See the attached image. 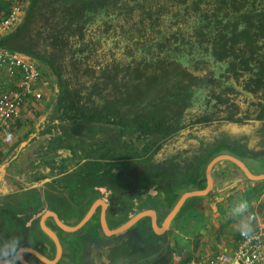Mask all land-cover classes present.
Instances as JSON below:
<instances>
[{"label": "trees", "instance_id": "obj_1", "mask_svg": "<svg viewBox=\"0 0 264 264\" xmlns=\"http://www.w3.org/2000/svg\"><path fill=\"white\" fill-rule=\"evenodd\" d=\"M27 8L22 22L0 37V46L41 59L57 80L58 123L52 119L41 133L46 141L38 165L59 172L78 165L95 183H110L112 211L129 208L131 213L124 216L135 213L134 189L161 172L174 182L171 185L181 184L184 172L169 174V158L162 163L156 153L164 146V152L169 151L166 144L177 142L179 131L186 128L191 137L203 127L218 129L213 121L221 115L208 111L212 105L231 101L224 120L248 122L264 115V0H31ZM181 48L185 50L178 52ZM202 48L210 56L202 54ZM236 71L256 95L220 76ZM168 73L187 82V96L195 99L199 94L208 101L190 112L189 122H183L184 113L176 124L168 115H155L159 103L166 102ZM124 84L128 88L121 93L118 86ZM106 93L112 95L98 103L97 97ZM121 95H126V103L120 104ZM218 152L210 148L209 156ZM172 156L171 166L180 168L178 153ZM74 179L76 174H64L52 186L67 188ZM29 197L18 205H0V219L15 224L20 214L36 210L40 197ZM75 198L73 206L64 201L60 209L72 224L94 200L81 192ZM168 210L162 207V216ZM12 236L21 238L17 229L0 222V242Z\"/></svg>", "mask_w": 264, "mask_h": 264}, {"label": "crops", "instance_id": "obj_2", "mask_svg": "<svg viewBox=\"0 0 264 264\" xmlns=\"http://www.w3.org/2000/svg\"><path fill=\"white\" fill-rule=\"evenodd\" d=\"M30 1L0 0V13H8L16 3L20 2L23 10L22 17L15 26L17 27L24 19ZM39 60L45 73V77L38 85L42 98H31L24 107L22 117L14 125L15 138L13 140L16 143L4 147L7 155L3 158L0 156V205L7 204L8 206L13 202L15 205L21 204L22 198L31 199L29 195L32 198L40 197L36 210L26 212L24 215L20 214V220L18 219L15 224L12 221L5 222L0 219V222H4L11 230L17 229L21 234L22 247L19 264H24L22 259L30 264H185L192 258L211 256L215 250L216 241H222L229 250L237 246L239 233L236 237L230 236L225 241L210 240L209 242L208 235L212 234L213 229L218 226L205 225L196 228L197 226L194 227L196 222L194 215L195 211L205 208L203 216L207 218L212 216V211L208 208L211 205L210 199L217 198L228 185L237 186L241 191L254 187L253 191H257L258 195L264 194V115L259 119L251 118L246 124H240L239 120H226L227 123L222 124L214 132L206 128L201 129L200 136H211V139L216 137L215 134L221 132L227 134L235 143L221 147L217 155L228 154L241 160L252 176H249L235 161L227 158L218 159L210 170L211 190L206 194L187 197L177 213L166 222L167 215L185 193L207 187V168L210 161L216 156L210 157L208 154L202 158L201 165H198L197 168L196 165L192 166V169H196L183 173L181 184L166 183L162 181L160 174L150 182H144L142 187L135 188V199L132 200L131 208L137 211L132 215L124 216L126 213H131L132 210L127 208L125 212L120 213L112 211L113 191L110 189V183H95V180L87 176L89 175L87 171H80L78 165L64 172L53 170L48 164L38 165L41 157L38 152L46 141V137L41 136V133L52 119L58 123L54 114L55 102L52 109L50 108L51 111L40 117L29 135L21 139L20 135L30 127L33 118L39 114L45 103L56 97L58 89L57 80L51 69L44 61ZM49 106L51 107V104ZM235 121L236 124L233 123ZM34 133L37 134L32 138L31 135ZM185 138L182 137L174 146L181 145L186 149L199 144L198 137L183 143ZM27 139H29L28 143L15 157V150L23 140ZM165 149L159 155L157 154V161L163 163L166 160L168 155L164 152ZM214 150L216 149L214 148ZM5 161H8L9 164L2 168ZM175 161H179V171L181 172H184L191 163L190 160L185 167L183 160L182 163L180 162L179 155ZM71 173L76 174L77 177L72 186L63 189L52 186V182L56 178ZM30 189L32 191H29ZM80 192L83 195L94 197L89 209L92 206L94 208L84 223H81V220L89 209L77 223L72 224L61 216L60 209L62 210V206L66 205L64 201L73 206L77 200L75 195L77 196ZM32 200L36 202V200ZM114 200L120 201L121 197H115ZM162 207L169 209L163 216ZM152 211L154 213H151ZM262 211V215L255 211V219L251 227L247 228L249 231L262 230L264 233V204ZM54 212L66 225L76 228L69 230L60 226L53 215ZM140 213L141 215H139ZM136 215H139L138 218L131 221ZM44 226L54 231L60 239L61 253ZM193 239L198 242H193Z\"/></svg>", "mask_w": 264, "mask_h": 264}, {"label": "built area", "instance_id": "obj_3", "mask_svg": "<svg viewBox=\"0 0 264 264\" xmlns=\"http://www.w3.org/2000/svg\"><path fill=\"white\" fill-rule=\"evenodd\" d=\"M22 10L18 2L8 13H0V37L17 25ZM43 70L35 56L0 46V142L14 139V125L22 117L24 107L31 98H42L38 85L45 77ZM185 264H264V233L241 230L234 249L229 250L222 241H216L211 256L192 258Z\"/></svg>", "mask_w": 264, "mask_h": 264}, {"label": "rangeland", "instance_id": "obj_4", "mask_svg": "<svg viewBox=\"0 0 264 264\" xmlns=\"http://www.w3.org/2000/svg\"><path fill=\"white\" fill-rule=\"evenodd\" d=\"M185 48H181L178 52L180 51H184ZM263 50V48H262ZM192 49H189V52H192ZM202 54H205L207 56L208 52L207 50H205V48L201 49ZM210 56V55H208ZM207 56V57H208ZM217 61V60H216ZM188 64V63H187ZM211 64H216L213 62H205V65H211ZM191 67V69H196V65L194 63H190L189 65ZM187 67V65H186ZM240 72V71H239ZM238 71L236 72H229V75H220L222 78H224L225 80H231L233 84L236 85V87L241 88L242 84L244 83V75L241 74H237ZM169 77H168V81H167V85L169 86L168 89H166V91H164L163 95L166 99V102H161L159 103V109L158 111L155 113V115H168L170 117H172L174 124H176L175 121L178 120V118L181 115V109L183 107V100L187 99V93H188V86H187V82L184 84L183 80H176L174 78L175 75H177L176 73H168ZM120 77H127V76H121ZM229 83V82H228ZM51 86H52V82H51ZM128 86L127 84L125 85H120L118 86V89L121 93H124L125 90H127ZM244 91L246 92H250L249 90L246 89V87L243 84ZM251 94L256 95L258 92H250ZM110 95H112V93H106L103 96H98V103L100 102L101 104H103L105 102L106 97H110ZM166 95V96H165ZM56 96V95H55ZM56 97H54L55 99ZM54 99H50L49 101H47L45 103V105L43 106V109L39 112L38 115H35V117L32 120V123L30 124V127L23 132L20 136L21 139H23L25 136H28L30 131L33 130V128L35 127L36 123L40 120V117L47 113L48 111H51L53 104H54ZM238 99V98H237ZM126 95H121V99H120V104L126 103ZM51 104V107L49 106ZM198 102L192 106V108L194 110L198 109ZM191 106V104H190ZM188 105V107H190ZM129 106H127L125 109H127ZM162 107H166L169 110H164ZM51 108V109H50ZM140 108V112L143 111V108ZM217 108L219 109V111L217 110ZM211 112L215 111V115H222L225 114V110L222 109V107H217L215 105H212V107H210L209 109ZM53 112V111H52ZM109 119H112V117H110ZM108 119V120H109ZM172 121V120H171ZM223 122L224 119H223ZM173 123V122H172ZM15 138V136H14ZM20 139V140H21ZM181 140V139H180ZM16 143V142H15ZM14 140L7 142V143H1L0 144V156L3 158L7 155L6 150L4 151V147H8L9 145H13L15 144ZM177 142H170V144L168 143L167 145L169 146L168 148L171 149V145L176 144ZM224 144L220 145L221 147ZM166 148V146H164L163 148H161V150L158 151V153H156V155L164 149ZM163 152V151H162ZM172 182V181H171ZM174 183V182H172ZM173 185V184H172ZM264 186V184H263ZM142 187V186H141ZM239 187L234 186V185H228L225 187V190H223V192H220L219 195L217 196V198H212L210 199L211 205L206 206L208 208L211 209L213 214L212 216H208V218L206 216H203L204 212H205V208H202V210H197L195 211V219L196 222L194 223V227L198 228L199 226H212V225H216V227L218 226V228H214L213 229V233L209 234V242L210 240L215 241V240H223L225 241L226 239H229L230 236L236 237L238 235V233L241 230H249L247 228L251 227L254 219H255V213H259V214H263V204H264V198L262 199V196L264 195L263 193H260L258 195L257 191H253L254 187L252 188H247L244 191H241L240 189H238ZM132 189V188H130ZM252 189V190H251ZM252 191V192H251ZM263 192H264V187H263ZM241 203L245 204V207L242 211L240 212H235L234 209L237 208L238 205H240ZM212 205H214L212 207ZM257 207V208H255ZM256 211V212H255ZM214 237V238H212ZM193 242H198L197 240L193 239ZM183 242V240H182ZM185 245L186 243L183 242ZM183 246V244H182Z\"/></svg>", "mask_w": 264, "mask_h": 264}, {"label": "flooded vegetation", "instance_id": "obj_5", "mask_svg": "<svg viewBox=\"0 0 264 264\" xmlns=\"http://www.w3.org/2000/svg\"><path fill=\"white\" fill-rule=\"evenodd\" d=\"M198 97H199V94H198ZM198 97L194 99L192 96H191V98H190V96H187V99L185 100V104L187 102H189L191 104V106L188 107L186 105V106H183L182 107L183 110L181 109V113H184L183 122H189V120H190L189 117L192 115V114H190V112L191 111H194V109L192 108V106H193L192 103L193 102H194V105L198 102L199 103L198 104V107H199V105H201V102L203 104H205V105H206V103H208V101L205 98L204 99H199ZM230 104H231V101L228 100L225 104H218L217 107H222V109H225L226 108V105H227L229 108H231L230 107ZM209 109H208V111H210ZM223 117H226V115L225 114H222L219 118H217L216 120H214L213 121V125H219V127H221L222 124L227 123V121H229V120H239V123L240 124L247 123V121H241V119H227V121L225 120L226 122H223L222 121L223 120ZM204 128H206L208 130H211L212 132H214L216 130V129H214V130L213 129H210V128H212L211 126L210 127H203L202 129H204ZM189 131H190V128H186L184 130L179 131L180 132L179 133V135H180L179 136V140L182 137H186L185 138V141L183 142V143H185V142H188L192 138L198 137L199 144L195 145V147H192L191 146V148H186V149H184L183 147H181V145L178 146V147H175L176 149L174 147L172 149L167 148L169 151L166 152V155H168L169 162H167L166 164L169 165L168 168H167V170H169V172H168L169 174H171L173 172L172 174L174 175V173H177V169L178 170L180 169L178 167H175L174 168V167L171 166V165H173L174 158H173L172 154L174 152L178 153L179 160H180L181 163H182V160H183V164L185 165V167L188 165V163L191 160V163L189 164V167L186 168V170L184 171V173H188L190 170L195 169V168L192 169V166H195L193 164L194 161L196 162V168H197L198 161L202 160V158H204L206 155L209 154V149L210 148H215V149H218V151H219V150H221V146L220 145L224 144L222 146V147H224L226 144L227 145H234V143H235L232 139H230L227 136V134L222 133V132L220 134L212 133V134H215L216 137L214 139H211L210 138L211 136H207L208 138L206 136H203V137L200 136L201 135V130H199V132L197 133V136H195V137L188 136V132ZM210 135H211V133H210ZM179 151H182V152H179ZM218 153H215L214 155H217ZM166 158H167V156H166ZM177 159H178V157H177ZM160 174L162 175V177H161L162 178V181H165V182L167 181L166 183H170L171 184L170 179L168 177H166V175H165V178L163 177V175H164L163 172H161ZM160 174H157V176H155V178L156 177H159ZM182 176H184V175L182 174ZM182 176L180 175L179 179L182 180ZM161 178H159V179L161 180ZM164 179H166V180H164Z\"/></svg>", "mask_w": 264, "mask_h": 264}, {"label": "water", "instance_id": "obj_6", "mask_svg": "<svg viewBox=\"0 0 264 264\" xmlns=\"http://www.w3.org/2000/svg\"><path fill=\"white\" fill-rule=\"evenodd\" d=\"M47 118V117H45ZM233 123H237L236 121L233 122ZM243 124H246V123H243ZM245 126V125H244ZM37 133H34L31 135V137L33 138ZM29 137V138H31ZM29 139L27 140H23V142L21 143V145L19 147H17V149L15 150V153H14V156L16 157L17 153L22 149L24 148V146L28 143ZM220 158H227V159H231L233 161H235L236 163H238L245 171L246 173H248L249 176H252V174H250L247 169L245 168L244 166V163L241 161V160H238L236 158H234V156L232 155H228V154H220V155H216L209 163L208 165V168H207V172H208V184H207V187L202 189V190H196V191H192V192H187L185 193L182 198L179 200V202L177 203V205L171 210V212L167 215V219H166V222H168L174 215L175 213H177V211L180 209V207L182 206V204L184 203L185 199L189 196H192V195H198V194H206L208 193L211 188H212V179L210 177V170L212 168V165L218 161V159ZM9 164L8 161H5V163L3 164L2 168H5L7 165ZM94 206H92L88 212L86 213V215L84 216V218L81 220V223H84V221H86V219H88V217H90L91 213H92V210H93ZM151 213H154V211H152ZM53 215L55 216L58 224L62 227H64L65 229H75L76 227H72V226H68L66 225L59 217H58V214L57 213H53ZM141 215V213L139 214ZM139 215H136L132 218L131 221H134L138 218ZM44 229L49 233V235H51V237L54 239L55 243H56V246L58 248V251L61 253L62 251V245H61V242H60V239L58 238V236L55 234L54 231L50 230L48 227L44 226ZM43 257V256H42ZM23 263L24 264H30L29 262H27L25 259H22Z\"/></svg>", "mask_w": 264, "mask_h": 264}, {"label": "clouds", "instance_id": "obj_7", "mask_svg": "<svg viewBox=\"0 0 264 264\" xmlns=\"http://www.w3.org/2000/svg\"><path fill=\"white\" fill-rule=\"evenodd\" d=\"M245 204L241 203L234 209L235 212H240L244 209ZM244 234H247L246 232ZM22 240L19 236H12L9 239L0 242V264H19L21 259L20 249Z\"/></svg>", "mask_w": 264, "mask_h": 264}]
</instances>
